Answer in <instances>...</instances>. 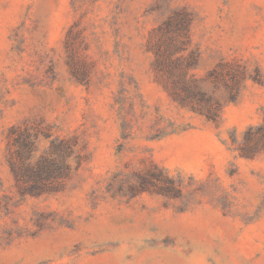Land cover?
Listing matches in <instances>:
<instances>
[{
    "label": "rangeland",
    "instance_id": "1",
    "mask_svg": "<svg viewBox=\"0 0 264 264\" xmlns=\"http://www.w3.org/2000/svg\"><path fill=\"white\" fill-rule=\"evenodd\" d=\"M0 264H264V0H0Z\"/></svg>",
    "mask_w": 264,
    "mask_h": 264
}]
</instances>
